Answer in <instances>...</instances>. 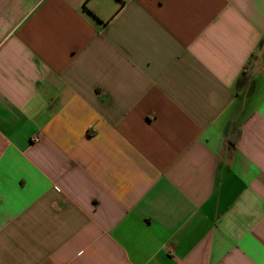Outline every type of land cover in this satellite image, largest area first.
Returning <instances> with one entry per match:
<instances>
[{
  "label": "crops",
  "instance_id": "1",
  "mask_svg": "<svg viewBox=\"0 0 264 264\" xmlns=\"http://www.w3.org/2000/svg\"><path fill=\"white\" fill-rule=\"evenodd\" d=\"M0 264H264V0H0Z\"/></svg>",
  "mask_w": 264,
  "mask_h": 264
},
{
  "label": "built area",
  "instance_id": "2",
  "mask_svg": "<svg viewBox=\"0 0 264 264\" xmlns=\"http://www.w3.org/2000/svg\"><path fill=\"white\" fill-rule=\"evenodd\" d=\"M36 139H37V137H36Z\"/></svg>",
  "mask_w": 264,
  "mask_h": 264
}]
</instances>
